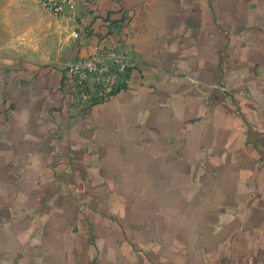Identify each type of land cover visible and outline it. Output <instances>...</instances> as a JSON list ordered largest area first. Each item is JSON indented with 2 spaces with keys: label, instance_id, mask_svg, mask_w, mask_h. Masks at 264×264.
Segmentation results:
<instances>
[{
  "label": "crops",
  "instance_id": "obj_1",
  "mask_svg": "<svg viewBox=\"0 0 264 264\" xmlns=\"http://www.w3.org/2000/svg\"><path fill=\"white\" fill-rule=\"evenodd\" d=\"M114 46L129 85L74 105ZM0 264H264V0H0Z\"/></svg>",
  "mask_w": 264,
  "mask_h": 264
},
{
  "label": "built area",
  "instance_id": "obj_2",
  "mask_svg": "<svg viewBox=\"0 0 264 264\" xmlns=\"http://www.w3.org/2000/svg\"><path fill=\"white\" fill-rule=\"evenodd\" d=\"M88 1L93 0H39L57 16L71 15ZM135 67L133 58L116 46L97 47L89 54L75 57L66 63V71L75 88L69 98L82 108L105 102L129 85Z\"/></svg>",
  "mask_w": 264,
  "mask_h": 264
},
{
  "label": "rangeland",
  "instance_id": "obj_3",
  "mask_svg": "<svg viewBox=\"0 0 264 264\" xmlns=\"http://www.w3.org/2000/svg\"><path fill=\"white\" fill-rule=\"evenodd\" d=\"M38 4V3H37ZM38 6H39V9H40V11H41V16H40V18H41V21L43 22V23H46L48 26H50V24L52 23V21H51V18L47 15L48 13H47V11L42 7V6H40L39 4H38ZM55 23V22H54ZM66 36H67V32H66ZM66 36H65V40L63 41V39H64V36H61V41H60V43L61 44H64L65 45V47H66V49L68 50V52H71L70 50L71 49H69V47H68V41H66L67 39H66ZM69 40V39H68ZM70 42V41H69ZM72 48V47H71ZM52 49H54V48H52ZM61 49L62 50H64V47H63V45H61ZM130 55V54H129ZM131 56V55H130ZM135 63V62H134Z\"/></svg>",
  "mask_w": 264,
  "mask_h": 264
}]
</instances>
